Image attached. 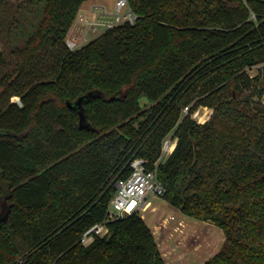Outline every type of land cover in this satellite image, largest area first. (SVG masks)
<instances>
[{
  "label": "trees",
  "instance_id": "trees-1",
  "mask_svg": "<svg viewBox=\"0 0 264 264\" xmlns=\"http://www.w3.org/2000/svg\"><path fill=\"white\" fill-rule=\"evenodd\" d=\"M88 1L30 0L31 28L0 17L24 39L12 67L0 42V264H166L138 213L108 220L137 158L165 201L223 231L204 264H264V87L247 72L264 62V0H128L134 24L71 50ZM82 97L87 128L67 107ZM188 106L212 118L197 124Z\"/></svg>",
  "mask_w": 264,
  "mask_h": 264
},
{
  "label": "rangeland",
  "instance_id": "rangeland-1",
  "mask_svg": "<svg viewBox=\"0 0 264 264\" xmlns=\"http://www.w3.org/2000/svg\"><path fill=\"white\" fill-rule=\"evenodd\" d=\"M4 1L7 2V5L5 6V13L7 8H10L6 14H1L2 16H0L3 17L5 25L10 24L8 20H13L15 24H17V21L22 24L21 29L31 28L40 19L38 5L30 2V0ZM92 2L93 3H89V5H98L89 8L87 6L88 4H86L82 8L83 10L89 9L91 12V16H88L89 20L85 19L87 18L86 16H82L83 11H79L77 15L79 28L76 32V36H81L83 39L75 40L74 38H71L70 35L69 37L67 35L66 42L68 43V41H73L76 44L75 49H80L104 32H102L103 29L100 28L98 33H93L89 24H86L85 21H81L80 19L83 18L91 23L95 21L96 16L98 20H100L102 16L110 17L109 15L115 12V4L117 0H94ZM89 11L87 12L88 14ZM123 12H126V9H124ZM123 23L124 22L119 24L116 23V27L122 25ZM3 33L4 31L1 29V48L5 52L8 62L10 63V67H12L14 62L12 56L10 55V50L14 46L22 47L24 45V39L22 34L13 37ZM247 72L251 77L260 75L261 86L264 87V62L252 69H248ZM14 100L18 102L17 98ZM260 101L264 104V93ZM141 103L148 104L145 99H142ZM203 113H206V111L201 110V114ZM208 113H210V116L208 117L207 122L210 121L213 115L210 109L208 110ZM165 160L166 159H164V161ZM147 200L151 202L152 207L145 213L139 212L138 214L143 216L146 224L150 226L152 231L155 233V241L159 245V250L166 264H203L212 256L217 254L224 245L225 236L222 230L215 224L186 217L162 197L149 196ZM153 209H155V211H153ZM179 223L183 226L179 225Z\"/></svg>",
  "mask_w": 264,
  "mask_h": 264
},
{
  "label": "built area",
  "instance_id": "built-area-1",
  "mask_svg": "<svg viewBox=\"0 0 264 264\" xmlns=\"http://www.w3.org/2000/svg\"><path fill=\"white\" fill-rule=\"evenodd\" d=\"M241 1L247 3L248 0ZM124 9H126V12H123ZM111 15H109L110 17L102 16L100 20L96 16L95 21L91 23L85 20L86 18H81L80 20L89 24L93 33H98L100 28L103 29V32L116 27L121 22L134 24L137 19L136 15L130 9L127 0H117L115 12ZM67 45L71 50H75L76 48V44L73 41H68ZM201 110L206 111V113L201 114ZM208 110V107L200 106L191 112V107L188 106L183 109L182 114L185 116L189 115L197 124L203 125L207 123L208 117L210 116ZM176 143L177 140L173 139V137H167L164 140L160 161L163 162L164 159H167L174 151ZM130 168V175L126 179L118 180L115 184L116 191L108 207V220L145 211L151 206V202L147 200L149 196L163 197L165 194V188L158 179L156 169H148L147 163L144 160L140 158L134 159L131 162ZM107 233L108 228L106 225H94L84 234L82 243L86 246L92 242L95 236L103 237Z\"/></svg>",
  "mask_w": 264,
  "mask_h": 264
},
{
  "label": "crops",
  "instance_id": "crops-1",
  "mask_svg": "<svg viewBox=\"0 0 264 264\" xmlns=\"http://www.w3.org/2000/svg\"><path fill=\"white\" fill-rule=\"evenodd\" d=\"M92 1H94V0H91V1H88V2H86L83 6H82V8L86 5V4H88L87 6L89 7V8H91V7H94V6H96V5H98V4H90L89 5V3H93ZM102 6V5H101ZM103 7V6H102ZM81 8V10L80 11H83V15L82 16H86L87 18L86 19H88V16L90 15L91 16V12L89 11V9H86V10H83ZM104 8V7H103ZM93 9V8H92ZM95 9V8H94ZM89 11V14L87 13ZM108 12V11H107ZM89 20V19H88ZM78 28H79V26H78V22H77V19H76V21H75V23H74V25H73V27L71 28V30L69 31V33H68V37H69V35L71 36V38H74L75 40H82L83 38H81V36L79 37V36H76L77 34H76V32L78 31ZM83 41H85V40H83ZM152 207V204H151V206L147 209V210H149L150 208ZM147 210H145V211H140V213H145ZM153 211H155V209H153ZM179 211V210H178ZM140 216L143 218V216L140 214ZM187 217V216H186ZM190 218V217H189ZM144 220V219H143ZM145 221V220H144ZM179 225H182L181 223H179ZM183 226V225H182ZM150 227V226H149ZM150 229H151V231H152V228L150 227ZM223 232V231H222ZM152 233H153V236H154V238H155V233L152 231ZM224 234V233H223ZM157 243V242H156ZM157 246H159L158 244H157ZM158 249H159V247H158ZM160 251V250H159ZM161 253V252H160ZM162 255V254H161ZM163 257V256H162ZM213 257V256H212ZM211 257V258H212ZM210 258V259H211ZM164 259V258H163ZM209 260V259H208ZM207 260V261H208ZM165 261V260H164ZM205 263V262H204ZM203 263V264H204Z\"/></svg>",
  "mask_w": 264,
  "mask_h": 264
},
{
  "label": "water",
  "instance_id": "water-1",
  "mask_svg": "<svg viewBox=\"0 0 264 264\" xmlns=\"http://www.w3.org/2000/svg\"><path fill=\"white\" fill-rule=\"evenodd\" d=\"M83 100H84V98L82 97V98L78 99L73 104L70 103V102H67V107L78 110L80 127L81 128H87L86 118H85L84 111H83V108H82V102H83Z\"/></svg>",
  "mask_w": 264,
  "mask_h": 264
}]
</instances>
